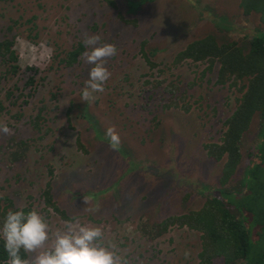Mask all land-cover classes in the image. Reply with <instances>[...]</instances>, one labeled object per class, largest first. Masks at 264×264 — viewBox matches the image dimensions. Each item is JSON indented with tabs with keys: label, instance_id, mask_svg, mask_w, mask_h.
<instances>
[{
	"label": "rangeland",
	"instance_id": "374dc122",
	"mask_svg": "<svg viewBox=\"0 0 264 264\" xmlns=\"http://www.w3.org/2000/svg\"><path fill=\"white\" fill-rule=\"evenodd\" d=\"M260 31L261 14L245 13L241 0H0V41L15 37L20 66L10 73L0 57V122L11 129L0 134V201L37 208L53 231L73 219L101 226L105 244L131 264H199L201 231L170 225L157 235L156 227L244 179L264 118L255 114L241 163L222 184L225 159L210 157L205 144L221 141L241 83H220L218 60L176 58L210 34L248 52ZM86 33L118 50L106 63L105 91L92 102L81 99L92 67L83 58ZM76 48L82 53L70 65ZM113 125L118 150L105 136ZM48 183L66 217L46 204Z\"/></svg>",
	"mask_w": 264,
	"mask_h": 264
},
{
	"label": "trees",
	"instance_id": "16d2710c",
	"mask_svg": "<svg viewBox=\"0 0 264 264\" xmlns=\"http://www.w3.org/2000/svg\"><path fill=\"white\" fill-rule=\"evenodd\" d=\"M241 4L247 14L252 11L259 12L264 23V0H241ZM14 45V36H7L0 41V57L5 63H9L10 73L17 72L20 67L19 55ZM248 49L245 52L236 41L219 43L210 34L189 43L176 58H191L194 61L218 60V81L225 83L233 79L235 86L242 84L239 86L242 95L236 109L225 123L221 141L205 144L210 157L216 160L225 159L220 178L224 185L230 181L241 163L242 138L255 114L260 112L264 118V31L252 38ZM81 53V48L69 52L67 63H75ZM33 83L35 79L31 76L26 84ZM43 197L48 206L66 217L65 211L54 203L49 183ZM9 210L18 209L13 208L12 199L6 196L0 201V226ZM23 210L27 212L30 209ZM170 225H186L201 231L199 264H213L214 259L219 257L223 258L225 264H264V136L256 157L237 186L230 190H212L200 209L164 219L157 225L156 234H162ZM7 259L3 240L0 238V264H6Z\"/></svg>",
	"mask_w": 264,
	"mask_h": 264
},
{
	"label": "clouds",
	"instance_id": "9594fccd",
	"mask_svg": "<svg viewBox=\"0 0 264 264\" xmlns=\"http://www.w3.org/2000/svg\"><path fill=\"white\" fill-rule=\"evenodd\" d=\"M99 35L85 34L83 43L89 51L83 54L85 62L92 67L89 78L81 92L82 101L92 102L95 93H103L111 73L106 67L108 58L117 55L113 43H100ZM0 134H11L7 123L0 122ZM109 146L118 150L121 137L115 126L106 129ZM88 204V198H84ZM96 211L94 208L86 209ZM101 226L80 224L78 220L65 221L55 231L37 208L9 210L0 226V238L7 253L6 264H131L119 253L114 244H105ZM51 240V243L49 241ZM26 254V255H22ZM186 250L184 256L190 257Z\"/></svg>",
	"mask_w": 264,
	"mask_h": 264
}]
</instances>
